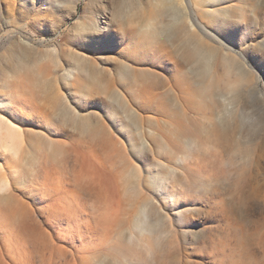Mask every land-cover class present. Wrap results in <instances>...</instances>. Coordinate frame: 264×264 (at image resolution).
Masks as SVG:
<instances>
[{
	"label": "rangeland",
	"instance_id": "rangeland-1",
	"mask_svg": "<svg viewBox=\"0 0 264 264\" xmlns=\"http://www.w3.org/2000/svg\"><path fill=\"white\" fill-rule=\"evenodd\" d=\"M193 2L200 22L217 21L204 25L216 37L196 30L215 49L200 94L184 90L171 117L131 106L134 124L98 85L64 84L62 69L76 64L70 51L112 66L128 45L106 35L112 13L126 26L150 16L152 30L169 20L165 0H0V114L23 132L16 155L0 140V264H264V0ZM235 94L223 125L222 97ZM88 115L103 122L99 137L82 129ZM188 127L204 152L186 145Z\"/></svg>",
	"mask_w": 264,
	"mask_h": 264
},
{
	"label": "bare ground",
	"instance_id": "bare-ground-1",
	"mask_svg": "<svg viewBox=\"0 0 264 264\" xmlns=\"http://www.w3.org/2000/svg\"><path fill=\"white\" fill-rule=\"evenodd\" d=\"M173 1L175 0H165L168 4L167 9L164 14H160L161 17L168 16L169 20L165 22L161 18L157 27L152 30L147 25L148 22H151L152 18L150 16L127 22L126 24L130 25L126 26L121 23V20L117 19V17L121 18V13L114 11L111 16L112 20L110 19L111 21L107 24L110 28L106 31V35L111 32L119 33L122 36V41L128 45L122 46L118 44L116 46L114 50L116 57L111 58L112 66L109 68L97 67L92 59L82 56L83 53L81 51H70L69 55L71 59H76V64L72 66L67 65L62 69L61 78L64 84L74 85L81 80H85L89 84L98 85V94L102 102L108 101L113 104L114 107L122 112L126 120L134 124L137 123V118L132 113L131 106H141L143 104L154 106L157 113L161 116L171 117L174 115L173 112H179V106L183 102L184 90L194 91L195 95L200 94L202 81L204 82L206 78L204 73H202L204 67L202 64L215 53V49L197 31L208 38L216 37L210 30L205 29L204 25L215 27L217 21L209 19V12H199L201 23L197 17L198 12L195 10L198 9V6L193 0H184L188 15L176 10L172 3ZM213 13L214 11H212ZM184 17L187 19V22L183 20L185 19ZM76 25L80 27L82 24L77 23ZM93 28L96 31L100 30L96 26V23H93ZM103 36L105 34H101L100 39ZM139 45H144L145 48L144 54L141 57L134 50ZM154 54L160 55L158 59L150 58ZM135 59L139 62L138 64H136ZM157 60L161 66H157L155 63ZM133 64L136 66H133ZM229 67L232 66L229 65ZM157 70L160 73L168 74L169 79H163L157 75L155 73ZM78 71L84 73V76L77 77L76 73ZM242 71L239 69L237 77L239 79L238 83L243 84L246 81V75ZM175 76L177 77L174 78ZM45 92L47 93V91ZM44 96L41 99L39 98V102H42L46 98ZM80 98L82 99V97ZM222 101L224 102V111H222L220 116L218 115V118L234 117V110L229 111L227 106L231 105L236 108L237 95H232L229 98L222 97ZM4 103L8 107L12 118L19 121L23 113L17 110V103L13 97L5 98ZM84 118L86 119V123L84 122L81 125L82 129L99 137L104 131L103 122L99 118L93 119L90 115ZM222 124L225 125L223 120ZM222 130H225L223 131L225 136L223 137V142L225 145L229 142V138H227L228 128H222ZM185 131V143L191 148L193 153L204 152L203 145L197 138L195 130L188 127ZM22 137L23 132L16 125V122L14 124L0 114V140L4 142V148L16 155L20 151ZM235 150L237 149L235 148ZM193 157L196 158V156H192V159ZM8 186L9 184L6 179L0 181V191L7 190ZM7 212L10 217L15 215L13 210H8Z\"/></svg>",
	"mask_w": 264,
	"mask_h": 264
}]
</instances>
